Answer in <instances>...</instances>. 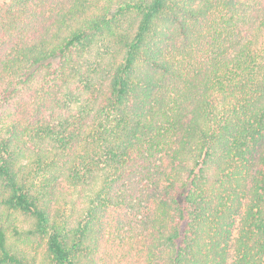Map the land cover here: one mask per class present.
<instances>
[{
    "label": "trees",
    "instance_id": "1",
    "mask_svg": "<svg viewBox=\"0 0 264 264\" xmlns=\"http://www.w3.org/2000/svg\"><path fill=\"white\" fill-rule=\"evenodd\" d=\"M0 264H264V0H0Z\"/></svg>",
    "mask_w": 264,
    "mask_h": 264
}]
</instances>
